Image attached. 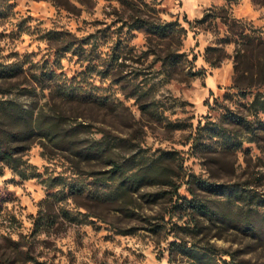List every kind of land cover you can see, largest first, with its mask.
<instances>
[{"label": "rangeland", "instance_id": "rangeland-1", "mask_svg": "<svg viewBox=\"0 0 264 264\" xmlns=\"http://www.w3.org/2000/svg\"><path fill=\"white\" fill-rule=\"evenodd\" d=\"M0 74L74 138L2 167L0 264H264V0H0Z\"/></svg>", "mask_w": 264, "mask_h": 264}, {"label": "trees", "instance_id": "trees-1", "mask_svg": "<svg viewBox=\"0 0 264 264\" xmlns=\"http://www.w3.org/2000/svg\"><path fill=\"white\" fill-rule=\"evenodd\" d=\"M145 22L140 24H144ZM156 26L164 32L181 30L178 29L179 27H177L174 21L160 23ZM0 76H3V74H0ZM1 88L2 85L0 83V90ZM36 135L52 139L59 144L65 139L74 141L73 135L62 134L58 119L49 115L42 117L40 114H36L34 109L19 103L15 99H0V173L4 165H10L15 168L20 167L23 161L16 154L26 149L28 141ZM98 153L101 155L104 153L103 144L101 143H94L89 149H86V152H81L80 154L85 158H92L98 156ZM108 156H110L109 153ZM109 158L114 167L109 170L111 174H106L105 177L116 178L118 172H125L126 168H124L123 164H118L113 158ZM19 170L22 174H25L24 169L20 168ZM134 174L132 182L136 178L138 183H142L144 180H146L144 182H147L149 176L156 174L155 167L144 168L143 171L135 172L131 175ZM130 186L123 187V191L125 192ZM193 206L200 208L199 210L203 212H206V209H208L206 205L201 206V203H196Z\"/></svg>", "mask_w": 264, "mask_h": 264}]
</instances>
